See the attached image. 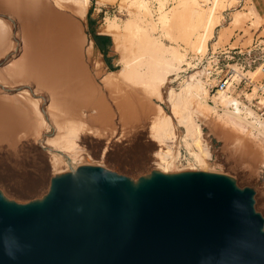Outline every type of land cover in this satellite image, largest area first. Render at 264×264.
Listing matches in <instances>:
<instances>
[{
  "label": "rangeland",
  "instance_id": "1",
  "mask_svg": "<svg viewBox=\"0 0 264 264\" xmlns=\"http://www.w3.org/2000/svg\"><path fill=\"white\" fill-rule=\"evenodd\" d=\"M98 1L89 2V7L91 3L102 7L95 25L87 12L79 15L70 0H0V109L11 128L9 131L4 126L0 131V190L9 199L24 203L40 197L51 176L81 165L102 166L133 179L151 170L203 171L231 176L240 187L253 188L255 208L264 217L261 134L249 125L233 124L234 119L219 112L224 104L216 100L215 88L207 86L215 83L218 73L215 61L208 56L227 44L234 31L243 36H237L231 47L240 41L242 47L251 44L250 31L257 30L261 21L248 13L250 0H219L222 15L202 54L195 50L196 38L189 39L199 24L189 7H181L171 27L164 30L158 24L156 0H145L148 15L131 6L133 0H101V5ZM213 1L203 0V9L212 7ZM176 4L166 0L163 8L169 11ZM236 16L238 21L233 25ZM109 22L117 29L107 30ZM125 24L131 27L125 28ZM133 25L145 30L151 41L173 47L171 53L182 58L163 91L181 93L188 78H200L209 104L215 107L206 110L196 98L180 106L173 120L175 138L167 142L171 160L156 152L157 143L149 130L160 115L159 108L170 115L171 107L158 99V91L148 87L154 62L140 48ZM224 27L229 28L222 30L215 43L217 30ZM95 31L109 37L108 69L93 45L91 35ZM198 31L204 34L202 28ZM245 36L246 41L242 39ZM234 68H238L235 63H229L230 71ZM249 72L246 76L255 82L264 78L259 69ZM188 113L193 126L202 131L200 148L207 149L206 154L195 157L199 150L182 138L186 126L180 120ZM255 116L248 120H259ZM71 126L78 129V138L69 145L61 143L60 137Z\"/></svg>",
  "mask_w": 264,
  "mask_h": 264
},
{
  "label": "water",
  "instance_id": "2",
  "mask_svg": "<svg viewBox=\"0 0 264 264\" xmlns=\"http://www.w3.org/2000/svg\"><path fill=\"white\" fill-rule=\"evenodd\" d=\"M255 194L224 174L81 165L24 203L0 190V264H264Z\"/></svg>",
  "mask_w": 264,
  "mask_h": 264
},
{
  "label": "bare ground",
  "instance_id": "3",
  "mask_svg": "<svg viewBox=\"0 0 264 264\" xmlns=\"http://www.w3.org/2000/svg\"><path fill=\"white\" fill-rule=\"evenodd\" d=\"M70 1L77 8V12L79 13V15L84 16L89 7L90 0H70ZM125 1H130V0H125ZM156 1L159 3V9H158L159 15L157 18L158 24L164 30L166 28L169 29L171 27L170 23L172 19L175 17V15L179 13V9L181 7L182 8L183 7L185 8L186 6L187 8L189 7L191 14L196 15V18L199 20L198 22L199 24L195 26L197 28L193 29L194 31L191 30L192 33L189 35V39L192 37L196 38L198 43H197V46H195L196 47L195 50L197 51V54H200L205 49L206 42L211 38L214 28L219 24V19L221 17L219 15H222V14L219 12L218 9L220 7L219 5H221L220 4L221 2L219 0H214L212 2L213 3L212 7L210 8L207 7L209 8V11H207L208 12L207 14L205 13L207 8L204 10L203 5L201 4L203 0L202 1L201 0H175L177 1L176 6H174L173 9L171 8L169 11H166L163 8L164 1L166 0H156ZM101 3L102 1L99 0L98 4L101 5ZM131 6H133L138 12L144 13L145 15H148L150 13V9L148 7L149 5L147 4L145 0H133ZM237 21L238 20L236 16L234 19H232L231 24L235 25ZM126 26H128V28L131 27V25L129 26L125 24V28ZM105 28L111 31V29L113 30L117 29V26L113 22H109V24L106 25ZM132 28H133V31H132L133 35L137 37L140 48L145 50L144 53L148 56L149 59H151L154 62L153 63L154 69L149 75V80L147 82L148 87L150 89L158 91V94H157L158 99L161 102H165V101L168 102L171 107L170 115L165 114L162 111V109L159 108L160 115L157 116V118L154 119V121H152L149 127V130L152 133V136L154 137V141L157 143L156 152L159 153L161 156H163L165 159L171 160L172 155L170 153L167 142L175 138V133H174L175 129L173 126V122H174L173 120L175 119V114L177 110L180 108V106L184 107L185 105L189 104L190 99L196 98L198 99L197 102L205 106L206 110H208L207 107H211V108H215V107L214 105L209 104L208 92L201 85L200 78L198 79L196 77H193L191 79L188 78V81L185 83V87L183 88V91L181 93L180 92L175 93L172 89L163 91V89H165L168 83L169 77L172 76L173 75L172 73L177 70L178 67L176 68V66H178L179 64H181V62H183L182 58L179 57L178 54L171 53L170 50L173 47L166 46L162 42L157 43V42L151 41L146 31L143 30L142 28L138 27L137 25H133ZM201 28L203 29L204 34L199 35L198 30ZM258 69L262 70L261 68H258ZM203 73L204 72L199 73L198 76L203 75ZM248 73H252V72L242 73L237 68H234L233 73L231 74L230 77L233 80H239L241 77L248 75ZM22 92L27 93L26 90H22ZM216 93H217L216 100H218L220 104H224V107L221 109V111L226 115V117H229L231 119H234V121H236L233 124L242 123L245 125H249L253 127L255 130H258L260 134L264 136V123L263 125H261L260 124L261 122H259L260 120H257V119H255L252 122L248 120L249 117L254 116L253 112L250 109L247 110V108L236 107L234 110H227L229 106H232L233 104H235L234 100H232L225 92L217 91ZM83 114L85 113L83 112ZM189 114L190 113H188L183 119L180 120L181 124L183 123L186 126L185 135H183L182 138L184 140L191 141L192 144L197 148V150H199V153L194 155L196 157L197 155L206 154L208 150L205 148L204 149L200 148L201 140L203 139L202 133H201L202 131H200V127L197 128L193 126V123L190 121L191 119H190ZM5 117L6 116L2 113L0 109V131L1 132L2 130L4 131L5 129L7 130L8 128H10V125L9 124L7 125L6 123L7 117L6 118ZM255 124L257 125V127ZM65 130L66 131H64L59 141H61V143L63 144L69 145L78 138V129L74 126H71L69 128H66ZM9 131H11V128ZM9 131L7 132L9 133ZM163 146L166 149H164ZM85 160L87 162H90L87 160V158H85ZM195 160L205 161V159H202V158H196ZM162 162L167 165L170 164L164 161ZM162 172L166 173L164 171Z\"/></svg>",
  "mask_w": 264,
  "mask_h": 264
},
{
  "label": "built area",
  "instance_id": "4",
  "mask_svg": "<svg viewBox=\"0 0 264 264\" xmlns=\"http://www.w3.org/2000/svg\"><path fill=\"white\" fill-rule=\"evenodd\" d=\"M208 58L215 61V69L218 70L215 75V83L212 86L208 83V88H215L216 92H225L234 100L235 104L229 106L227 110H234L236 107L250 108L264 123V78L258 82L247 76H243L239 80H233L230 77L233 69L231 71L229 69V63H235L237 69H240L242 73L258 68H261L260 71L264 72V37L254 41L247 49L217 50V53H211ZM247 96H250V98H247ZM219 112H221V109H219ZM254 132L258 133L257 131ZM260 138L264 142V136L260 135Z\"/></svg>",
  "mask_w": 264,
  "mask_h": 264
},
{
  "label": "crops",
  "instance_id": "5",
  "mask_svg": "<svg viewBox=\"0 0 264 264\" xmlns=\"http://www.w3.org/2000/svg\"><path fill=\"white\" fill-rule=\"evenodd\" d=\"M250 2H251L252 6L250 7V11L248 13H252L253 16L256 17V19L261 21V24L257 28V30H254V31L251 30L250 31L252 34L251 44L246 46V47H242V41H240L239 44L236 45V47H231L235 43L237 36H240V37L243 36L242 33L234 31L233 35L230 37L227 44L217 48V50L247 49L248 47H250L252 45V43L254 41H256L257 39H259L261 37H264V34L262 35V33L264 32V0H250ZM101 12H102V7L101 8L94 7V4L91 3V6L87 10V16H88L90 22H92L96 25V23H97V21H96L97 17L96 16ZM226 28H229V27H224V28L217 30L215 43L217 42L219 34L222 32L223 29H226ZM91 37H92L93 45L98 50V52L101 53L103 60L105 62V66L108 69L111 66V54H110L109 39H107L106 36H104L103 34L97 33L96 31L92 33ZM227 37H228V32H225L224 33V39H226ZM242 39L246 41L247 37L245 36Z\"/></svg>",
  "mask_w": 264,
  "mask_h": 264
},
{
  "label": "trees",
  "instance_id": "6",
  "mask_svg": "<svg viewBox=\"0 0 264 264\" xmlns=\"http://www.w3.org/2000/svg\"><path fill=\"white\" fill-rule=\"evenodd\" d=\"M107 39H109V37H106Z\"/></svg>",
  "mask_w": 264,
  "mask_h": 264
}]
</instances>
